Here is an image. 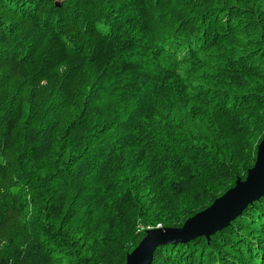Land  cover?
Listing matches in <instances>:
<instances>
[{
    "label": "trees",
    "instance_id": "16d2710c",
    "mask_svg": "<svg viewBox=\"0 0 264 264\" xmlns=\"http://www.w3.org/2000/svg\"><path fill=\"white\" fill-rule=\"evenodd\" d=\"M217 2L76 0L85 8L65 35L70 48L53 31L19 74L5 69L0 98L18 120L3 122L14 137L0 133L9 141L0 148V264L22 249L28 264H127L142 225L179 229L169 225L246 180L257 155L244 144L264 126V40L254 38L264 34V0L223 12ZM206 133L225 141L212 159L230 169L201 167L188 150ZM228 229L158 246L151 264H198L196 253L213 264L211 244Z\"/></svg>",
    "mask_w": 264,
    "mask_h": 264
},
{
    "label": "snow or ice",
    "instance_id": "6c2138e0",
    "mask_svg": "<svg viewBox=\"0 0 264 264\" xmlns=\"http://www.w3.org/2000/svg\"><path fill=\"white\" fill-rule=\"evenodd\" d=\"M18 2L23 3L24 7L19 8ZM214 8L223 12L225 8L235 10L238 7H244L251 9L253 5L251 3H238L237 0H218L213 5ZM81 12L84 10V4H77L76 0H0V81L6 78L5 69L8 68L19 74L26 64H28L34 55H38L41 50L42 43L46 44L51 39V33L55 31L58 39L62 41L63 45H67L69 48L71 44L65 39V35L72 36L75 32V25L78 22V18L81 17ZM264 12V9H261ZM251 16V11L247 13ZM225 15H227L225 13ZM259 15V14H258ZM223 18V17H222ZM262 27H264V15L260 16ZM235 23V21H232ZM106 31V30H105ZM110 38V37H108ZM258 41L264 40V34L260 29H257V35L254 37ZM31 44L29 50L26 45ZM12 71L8 75L12 74ZM16 93H13L14 97ZM10 97L0 98V133L7 132L9 136L14 137V129L5 128L4 121L11 119L13 124L17 123L18 117L11 115L12 109L5 108L3 99ZM28 112V105H24V117L26 119ZM22 123V119L19 120ZM212 129L209 127L207 133H210ZM206 133V140H200L197 143L196 139H193L188 147L189 151L195 152L202 160L201 167L205 164L213 170L230 169V162L226 163L224 157H221L219 161L213 160L216 148L212 145H217L221 150L225 146L224 140H219ZM44 135L43 132L40 133ZM193 135H196L195 133ZM39 139V137H38ZM9 141L6 137L0 136V148H7ZM195 144L196 148L192 145ZM244 148L248 149L247 155L249 157L256 154L258 159L253 163L251 160L246 162L244 168H247L248 164H252L251 171H243V177L247 180L246 184L239 185V191L251 192L257 184L264 186V126L259 127L251 134V139L244 144ZM59 151V149H56ZM84 149H81L83 152ZM65 155V159H67ZM239 163L243 157L239 151L236 152L232 158ZM3 156H0V164H5ZM259 166V167H258ZM225 174H228L226 171ZM193 179H195L196 173H192ZM183 179V177H182ZM18 184L19 181H16ZM15 190V188H14ZM69 202L71 203V195H69ZM2 200V197H0ZM253 200L257 202L252 203ZM251 206L250 208L248 206ZM244 208H248V211L239 220L235 219L236 214H233L228 219L229 229L228 231L221 232L218 237H215L211 244L212 253L214 255L213 264H264V256L257 257V253L264 254V201L259 200V197H249L242 205V211ZM67 212V208L65 207ZM2 215V212H0ZM234 221V222H232ZM145 224L149 222L145 220ZM149 224V227H152ZM156 228H164L165 225H154ZM181 227L186 230V224L183 225H169V227ZM197 225L196 227H201ZM59 227V225H57ZM216 230H214L215 232ZM144 233H147V239L144 238ZM169 235H183V233H164L161 231H148L147 228L141 226L140 233L137 239L143 240L136 250L135 254H139V250L142 245H147V251L150 253L160 242V237ZM92 243L91 240L86 241ZM121 250L127 251L123 248L120 249L111 248L108 249L110 255H117ZM6 251V249H5ZM31 250L22 249L15 257H5L12 260L13 264H28L27 256ZM172 249H169L171 252ZM91 253H85L90 255ZM200 257L198 264H204V257L200 253H196ZM131 257V260H130ZM179 259V257H177ZM121 264H124L125 257H120ZM127 264H141L136 259V256H127ZM109 264L112 261L109 260ZM165 264H169L166 260ZM172 264H175L173 261Z\"/></svg>",
    "mask_w": 264,
    "mask_h": 264
},
{
    "label": "water",
    "instance_id": "95a60500",
    "mask_svg": "<svg viewBox=\"0 0 264 264\" xmlns=\"http://www.w3.org/2000/svg\"><path fill=\"white\" fill-rule=\"evenodd\" d=\"M246 183L247 180L245 182H241L240 180H238L236 183V187L228 191L222 198L215 201L210 208L197 214L195 217L187 220V222L185 223V231L182 228L154 230L161 231L164 233H183V235L162 236L159 238L160 242L157 243L156 247L150 253L147 251V245H142V248L139 250V254H135L134 251L130 256L135 255L136 259L140 261L141 264H151L153 260L154 251L158 246L187 243L197 237H206L207 239H209L215 232L222 230L229 225V217H231L233 214H236V218L242 214V205L249 197L260 198L264 196V186L259 187V184H257V187L251 192L239 191V185ZM254 201L256 200H253L252 203ZM197 225L202 226L196 227ZM214 230L216 231L214 232ZM145 239H147V235ZM143 242L144 241H142L141 244H143Z\"/></svg>",
    "mask_w": 264,
    "mask_h": 264
},
{
    "label": "clouds",
    "instance_id": "9594fccd",
    "mask_svg": "<svg viewBox=\"0 0 264 264\" xmlns=\"http://www.w3.org/2000/svg\"><path fill=\"white\" fill-rule=\"evenodd\" d=\"M240 181H241V180H240ZM245 181H246V180H245ZM245 181H243V182H245ZM241 182H242V181H241ZM235 187H236V186H235ZM235 187H234V188H235ZM223 196H224V195H223ZM223 196H222V197H223ZM222 197H221V198H222ZM219 199H220V198H219ZM219 199H217V200H219ZM217 200H216V201H217ZM213 204H214V203H213ZM213 204H212V205H213ZM212 205H211V206H212ZM211 206H210V207H211ZM210 207H209V208H210ZM206 210H207V209H206ZM194 217H195V216H194ZM192 218H193V217H192ZM190 219H191V218H190ZM235 219H236V218H235ZM186 222H187V221H186ZM186 222H185V223H186ZM179 229H181V228H179ZM156 230H165V229L157 228ZM150 231H154V230H150ZM146 235H147V234H146ZM145 238H146V237H145ZM193 240H194V239H193ZM140 244H141V243H140ZM140 244H139V245H140ZM181 244H184V243H181ZM168 245H169V244H168ZM173 245H177V244H173ZM136 249H137V248H136ZM136 249H135V250H136ZM135 250H134V251H135ZM134 251H133V252H134ZM133 252H132V253H133ZM130 255H132V254H130ZM130 255H129V256H130Z\"/></svg>",
    "mask_w": 264,
    "mask_h": 264
},
{
    "label": "bare ground",
    "instance_id": "6f19581e",
    "mask_svg": "<svg viewBox=\"0 0 264 264\" xmlns=\"http://www.w3.org/2000/svg\"><path fill=\"white\" fill-rule=\"evenodd\" d=\"M225 17V16H224Z\"/></svg>",
    "mask_w": 264,
    "mask_h": 264
}]
</instances>
